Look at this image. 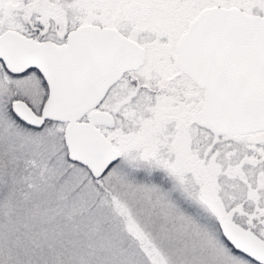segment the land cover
<instances>
[{
    "label": "snow or ice",
    "instance_id": "obj_1",
    "mask_svg": "<svg viewBox=\"0 0 264 264\" xmlns=\"http://www.w3.org/2000/svg\"><path fill=\"white\" fill-rule=\"evenodd\" d=\"M0 264H264V0H0Z\"/></svg>",
    "mask_w": 264,
    "mask_h": 264
}]
</instances>
